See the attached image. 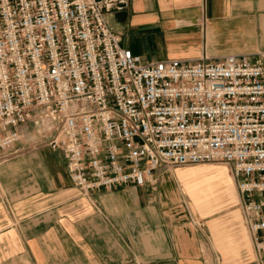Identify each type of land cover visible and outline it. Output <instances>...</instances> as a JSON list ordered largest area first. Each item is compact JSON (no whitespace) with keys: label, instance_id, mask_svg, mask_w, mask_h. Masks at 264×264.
<instances>
[{"label":"built area","instance_id":"1","mask_svg":"<svg viewBox=\"0 0 264 264\" xmlns=\"http://www.w3.org/2000/svg\"><path fill=\"white\" fill-rule=\"evenodd\" d=\"M129 2L0 0L1 157L45 144L83 195L225 163L264 252V54L144 62L107 22Z\"/></svg>","mask_w":264,"mask_h":264},{"label":"crops","instance_id":"2","mask_svg":"<svg viewBox=\"0 0 264 264\" xmlns=\"http://www.w3.org/2000/svg\"><path fill=\"white\" fill-rule=\"evenodd\" d=\"M107 22L144 62L264 54V0H130ZM28 143L0 155V264H264L247 224L242 243L212 229L237 198L226 167L177 169L179 186L158 172L155 191L83 195L61 152ZM186 195L204 217L186 212Z\"/></svg>","mask_w":264,"mask_h":264},{"label":"rangeland","instance_id":"3","mask_svg":"<svg viewBox=\"0 0 264 264\" xmlns=\"http://www.w3.org/2000/svg\"><path fill=\"white\" fill-rule=\"evenodd\" d=\"M226 167L228 169V173L232 177L234 184H235V189H236V200L232 202L226 210H223L217 214H214L213 216H210L209 220H214L216 218H219V220L224 221V225L220 226H215L212 227L213 230L217 231L220 238L223 240L225 237H230L232 241H235L236 243H242V233L246 232V218L243 212V207H242V200L240 197V194L238 192L237 188V182L234 178L232 167L230 165H227L225 163H206V164H197V165H192V166H182V167H172L167 169L166 173L170 172L171 174L169 175L170 177L174 178L175 185L179 186L181 185L179 182V179L177 178L176 171L177 169H182V168H187V167H196V168H207V167ZM165 173V174H166ZM163 175V177L165 176ZM168 176V175H167ZM189 196L186 195L185 201L182 202L181 204L184 206V209L188 214H195L199 215L200 213L198 211H194L190 207L189 203ZM191 210H190V208ZM199 213V214H198ZM237 215L239 216V219H237ZM199 216H202L201 214ZM204 217V216H202ZM195 219V218H194ZM208 220V221H209ZM241 237V238H240ZM246 259V258H244Z\"/></svg>","mask_w":264,"mask_h":264},{"label":"bare ground","instance_id":"4","mask_svg":"<svg viewBox=\"0 0 264 264\" xmlns=\"http://www.w3.org/2000/svg\"><path fill=\"white\" fill-rule=\"evenodd\" d=\"M192 166V165H191Z\"/></svg>","mask_w":264,"mask_h":264}]
</instances>
